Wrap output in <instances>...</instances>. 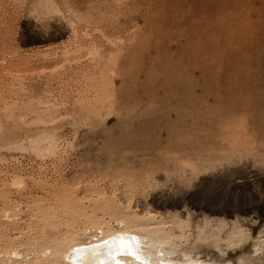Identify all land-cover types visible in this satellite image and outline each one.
Here are the masks:
<instances>
[{"label":"rangeland","instance_id":"obj_1","mask_svg":"<svg viewBox=\"0 0 264 264\" xmlns=\"http://www.w3.org/2000/svg\"><path fill=\"white\" fill-rule=\"evenodd\" d=\"M45 1L0 0V264L141 222L264 264V0Z\"/></svg>","mask_w":264,"mask_h":264},{"label":"bare ground","instance_id":"obj_2","mask_svg":"<svg viewBox=\"0 0 264 264\" xmlns=\"http://www.w3.org/2000/svg\"><path fill=\"white\" fill-rule=\"evenodd\" d=\"M52 7L50 0L39 5L45 11ZM125 224L124 220L118 222L120 227ZM134 227L138 228L100 231V237L72 245L64 253L65 264H218L209 260L208 254L199 257L183 252L181 259H175L171 256L175 249L168 245V237L161 236L150 222H141ZM242 236V230L233 228L228 239L234 244Z\"/></svg>","mask_w":264,"mask_h":264}]
</instances>
